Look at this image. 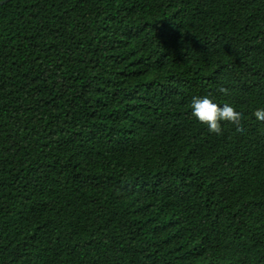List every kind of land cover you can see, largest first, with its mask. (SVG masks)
<instances>
[{
	"label": "trees",
	"instance_id": "16d2710c",
	"mask_svg": "<svg viewBox=\"0 0 264 264\" xmlns=\"http://www.w3.org/2000/svg\"><path fill=\"white\" fill-rule=\"evenodd\" d=\"M260 108L264 0L0 5V264H264Z\"/></svg>",
	"mask_w": 264,
	"mask_h": 264
},
{
	"label": "clouds",
	"instance_id": "9594fccd",
	"mask_svg": "<svg viewBox=\"0 0 264 264\" xmlns=\"http://www.w3.org/2000/svg\"><path fill=\"white\" fill-rule=\"evenodd\" d=\"M220 92L228 94V89L221 87ZM191 113L200 123L206 125L210 133L222 135V122L235 126L236 130L242 131V113L234 106L224 103L222 106L215 103L209 96H193L191 99ZM256 120L264 122V108L253 113Z\"/></svg>",
	"mask_w": 264,
	"mask_h": 264
},
{
	"label": "water",
	"instance_id": "95a60500",
	"mask_svg": "<svg viewBox=\"0 0 264 264\" xmlns=\"http://www.w3.org/2000/svg\"><path fill=\"white\" fill-rule=\"evenodd\" d=\"M7 1H9V0H2V1H0V5L6 3Z\"/></svg>",
	"mask_w": 264,
	"mask_h": 264
}]
</instances>
